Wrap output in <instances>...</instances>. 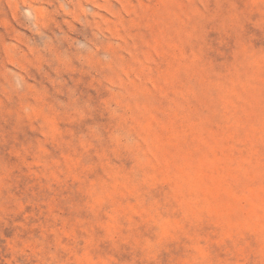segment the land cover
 I'll use <instances>...</instances> for the list:
<instances>
[{
    "label": "rangeland",
    "instance_id": "374dc122",
    "mask_svg": "<svg viewBox=\"0 0 264 264\" xmlns=\"http://www.w3.org/2000/svg\"><path fill=\"white\" fill-rule=\"evenodd\" d=\"M0 264H264V0H0Z\"/></svg>",
    "mask_w": 264,
    "mask_h": 264
}]
</instances>
